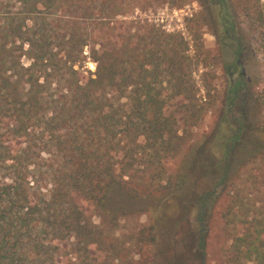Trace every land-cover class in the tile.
Segmentation results:
<instances>
[{
  "label": "trees",
  "instance_id": "1",
  "mask_svg": "<svg viewBox=\"0 0 264 264\" xmlns=\"http://www.w3.org/2000/svg\"><path fill=\"white\" fill-rule=\"evenodd\" d=\"M84 21L114 29V0H0V264H114V217L147 210L154 197L191 215L199 264L208 219L222 201L225 261L264 264V213L246 219L240 185L246 165L263 156L264 137L243 109L233 116L228 105L242 90V72L229 81L217 124L166 172L165 155L181 139L178 122L201 107L176 102L166 113L160 89L144 76L173 75L181 59L161 69L144 53L140 84L127 90L131 73L109 40L91 46L95 68L84 75L73 65L89 36L66 32ZM189 92L178 85L166 97ZM139 168L155 173L134 183ZM114 193L122 201L114 202ZM159 223L147 227L142 244L170 238V227Z\"/></svg>",
  "mask_w": 264,
  "mask_h": 264
},
{
  "label": "rangeland",
  "instance_id": "2",
  "mask_svg": "<svg viewBox=\"0 0 264 264\" xmlns=\"http://www.w3.org/2000/svg\"><path fill=\"white\" fill-rule=\"evenodd\" d=\"M72 31L89 36L87 45L82 46V61L73 65L75 69L79 66L84 75V70L93 72L95 68L91 46L95 49L100 42L114 40L118 62L125 61L126 70L131 73L127 90L140 84L137 78L144 53L158 58L161 69L170 58L181 59L173 75L161 70L156 78L144 76L152 88L160 89L166 113L174 112L176 102L188 105L190 101L201 107L200 111H193L195 119L194 115L184 113L185 120L178 122L177 134L181 139L175 151L165 155L166 172L197 135L205 134L217 124L226 106L229 81L236 79L239 72L244 83L239 95L228 104L230 114L237 116V110L243 109L244 116L264 137V0H114V29L97 31L84 21L66 30ZM123 66L124 63L119 64V68ZM178 85L190 90L188 97L167 99L168 92ZM125 100L120 97L119 102ZM261 153L263 156L247 164L242 173L240 185L246 219L264 213V148ZM139 170L133 174L134 183L155 173ZM195 175L196 171L190 175V182H196ZM253 179L255 187L250 185ZM122 199L123 196L114 193V202ZM154 201L147 210L126 211L114 217V264H199L191 245V215H180L175 201L164 203L157 197ZM219 205L223 206V201ZM218 206L208 219L203 264H228L224 255L229 236L217 212L222 206ZM92 220L98 222L96 217ZM158 221L170 227V238L142 244L144 234L151 231L147 227ZM171 251L175 252V259L170 257ZM97 254L103 256L104 252Z\"/></svg>",
  "mask_w": 264,
  "mask_h": 264
}]
</instances>
